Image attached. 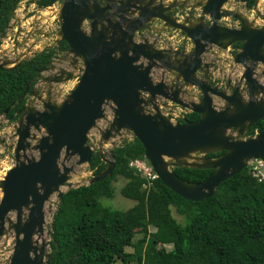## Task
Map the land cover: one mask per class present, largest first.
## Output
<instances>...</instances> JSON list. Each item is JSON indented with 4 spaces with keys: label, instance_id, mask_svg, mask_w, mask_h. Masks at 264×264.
<instances>
[{
    "label": "water",
    "instance_id": "obj_1",
    "mask_svg": "<svg viewBox=\"0 0 264 264\" xmlns=\"http://www.w3.org/2000/svg\"><path fill=\"white\" fill-rule=\"evenodd\" d=\"M228 1L248 0L199 2L194 9L200 13L193 23L188 15L184 22L172 15L176 0L169 5L163 0H61L59 38L54 43L64 40L67 49L42 72L45 89L34 87L29 93L40 107L26 96V106L13 126L16 141L8 145L14 163L0 178V237L7 230L14 233L7 264H48L51 224L46 230L49 240L37 246L33 237L44 232L48 199L55 194L59 201L66 190L80 186L68 182L73 165L66 163L72 157H77L76 165L88 164L98 152L106 163L87 184L111 174L115 162L109 159L110 153L95 150L88 142L89 131L105 118V107L111 112V120L101 132V140L108 142L128 131L143 146L144 157L157 178L186 200L212 196L223 180L246 168L249 161L264 157V130L245 136L264 117V16L263 23L255 26L242 13L224 8ZM258 2L254 1L253 11ZM179 11L184 15L182 9ZM222 18H233L239 26L223 25ZM152 20L182 32L191 48L185 43L177 49L157 48L156 40L145 36L137 39L140 31L152 29ZM21 33L18 26L13 56L0 50V70L17 67L28 57L29 48L19 53ZM32 33L49 35L35 29L28 31L26 39ZM237 43L233 63L242 66L238 80L228 78L212 84L216 61H206L203 56L213 46L227 50ZM64 62L68 65L62 66ZM72 80H76L74 86L57 101L53 85ZM191 87L200 92L196 100L188 91ZM167 101L199 118L172 122L160 108L167 106ZM217 152L221 154L207 156ZM172 167L211 171L203 180L189 182L180 179ZM64 186L66 190H61ZM10 213L15 214L14 220Z\"/></svg>",
    "mask_w": 264,
    "mask_h": 264
},
{
    "label": "trees",
    "instance_id": "obj_2",
    "mask_svg": "<svg viewBox=\"0 0 264 264\" xmlns=\"http://www.w3.org/2000/svg\"><path fill=\"white\" fill-rule=\"evenodd\" d=\"M22 1L0 0V45ZM33 1L39 8L61 2ZM254 1L248 0L246 8L251 9ZM66 49L61 40L25 58L17 67L0 70V119L8 123L17 120L42 72ZM184 117L197 120L199 115L189 112ZM262 130L264 117L245 136ZM109 152L115 165L108 177L68 189L58 201L51 223L48 264H264V182L253 177L248 167L223 180L212 196L190 201L158 178L149 180L129 165L135 159L145 160L143 146L135 137L121 140ZM88 166L95 175L106 163L95 152ZM171 170L189 182L201 181L211 171ZM118 178L125 180L121 195L134 201L125 210L101 201L113 197L112 183ZM172 208L181 216L180 221ZM137 233L141 238L134 241ZM127 247L133 251L128 252Z\"/></svg>",
    "mask_w": 264,
    "mask_h": 264
},
{
    "label": "rangeland",
    "instance_id": "obj_3",
    "mask_svg": "<svg viewBox=\"0 0 264 264\" xmlns=\"http://www.w3.org/2000/svg\"><path fill=\"white\" fill-rule=\"evenodd\" d=\"M195 1L201 2L204 0H188V6H191V8L193 9H194L193 6H195L196 8L197 6L195 5ZM60 4L61 2H56L55 4L48 6L46 8H39L33 0H25L20 2L17 9L14 12V17L10 22V27L7 30L6 36L4 38H1V45H0V50H2L1 52L13 56L12 54V50L14 48L13 39L18 26H20L22 29V33L19 35V39H18L19 53L26 52L27 49L29 48L30 52H28V57H30L35 52L42 50L45 46L55 44L54 41L57 38H59L56 35V33L59 28L57 13ZM224 7L226 9H231L234 12H240L244 16H247L249 19H254L256 17L255 13H253L251 10H248L244 6V3L239 1H228L227 3L224 4ZM259 7L261 8V13H264V0L262 1ZM259 20L260 19H258L257 22H259ZM225 23H227V25L230 26L238 25V21L229 18L225 21ZM35 29H42L44 32H49V35L46 37L43 36L42 34L32 33L30 38L26 39V35L28 31ZM178 32H179L178 30L169 29L167 33L163 35L160 34L161 35L160 39L162 40H159L160 42H157V46L171 48L173 46L172 44L174 43L173 40H176L179 37L177 35ZM32 43L33 45L31 46ZM218 50L219 49H217V47L213 46L212 49L209 52H207V54L204 56V59L206 61H211V60L217 61L216 65L214 66V69L212 70L214 72V77L217 79L218 82H224L228 78L233 79L234 81L238 80L239 72L235 71V69L238 67L236 65H232L230 63V60L228 59L221 60L220 51ZM67 65L68 63L64 62L62 66H67ZM158 74L159 73L156 72L154 76L158 77ZM75 83L76 81L72 80L62 84L53 85L52 92L54 98L57 101H61L62 98L68 93L69 89H71ZM35 87L38 88L40 91L45 89V84L42 82L41 78H39ZM197 90L198 89L195 87H191L188 89L190 95L195 94ZM27 98L31 100V103L37 104L38 102L37 105H39L40 107L39 101L33 99L34 96H30V94H28ZM105 108H106L105 118L98 120L96 122V125L89 131L88 142L96 147L95 150L101 148L103 151H106L107 154H109L110 149L113 147L110 143L111 141H113L115 144H118L122 140L119 137L125 139L127 137H131V135L129 134L128 131L127 132L122 131L121 136H116L110 139L108 142H104L103 140H101V132L104 131V129L109 126V122L111 120V112L108 107ZM14 124L15 122L8 123L7 120L4 118L0 119V140L1 139L3 140V142L0 143V178L4 176L6 170L14 163L13 153L12 151L11 152L8 151V145L16 141V137H14L13 135ZM108 157L109 159H111L110 156ZM76 160L77 157H72L69 160V162L66 163V165H73V171L69 175L68 182L71 183L73 186L87 184L88 179L91 176H93V171L89 168L87 163L76 165L75 164ZM124 183L125 180L122 178H118L117 181L113 182L112 183L114 187L113 197L103 198L101 200L102 203L112 208L122 209V210L132 207L134 201L122 196L120 193V188L123 186ZM62 189L66 190V186L62 187ZM1 195L2 193L0 189V198ZM50 199H52L51 202H49L50 201L49 200L48 201L49 203L45 204V208H44L45 235H46V230L50 227L51 224V214L54 213V211L56 210L55 204L56 202H58L55 194H53ZM26 214H27V210H25L24 219L26 218ZM172 214L176 219H178L179 221L181 220V216L175 211L174 208H172ZM10 217L14 220L15 214L10 213ZM46 237L47 240H49V237L47 235ZM139 238H141V234L137 233L134 237V241L139 240ZM13 244H14V233L12 230H7L4 236L0 237V264H7L9 262L10 255L12 253ZM168 248H170V246H168ZM126 250L128 252H132L133 248L127 247ZM46 251H49V246H46ZM129 264H134V263L132 262Z\"/></svg>",
    "mask_w": 264,
    "mask_h": 264
},
{
    "label": "flooded vegetation",
    "instance_id": "obj_4",
    "mask_svg": "<svg viewBox=\"0 0 264 264\" xmlns=\"http://www.w3.org/2000/svg\"><path fill=\"white\" fill-rule=\"evenodd\" d=\"M164 1V3L166 4V5H169V4H171L174 0H163ZM177 1V8H175V11H173V13H172V15L175 17V19L178 21V22H184L185 21V18H184V16L185 15H188V17H189V20L191 21V22H193V23H195L196 21H197V14L198 13H200V9H198V10H193V12H189V9H191V6H188V0H176ZM260 1V0H259ZM240 2V1H239ZM199 3V1H195V5L197 6V4ZM201 3H205V0L204 1H201ZM227 3V2H226ZM243 3V2H242ZM245 4H246V2L244 3V6H245ZM261 5V2L259 3V6ZM186 6H188V7H186ZM193 6V5H192ZM186 7V8H185ZM194 8H195V6H193ZM198 7V6H197ZM246 7V6H245ZM225 8V7H224ZM180 9H182V11L184 12V15H182L181 13H180ZM231 10V9H230ZM248 10H251V9H248ZM233 11V10H232ZM252 11V10H251ZM260 11V12H259ZM253 12V11H252ZM253 13H255V15H256V17L254 18V19H249L247 16H245L247 19H249V21H251L252 22V24L253 25H255V26H260L262 23H263V20H262V16H264V13H261V9H258V10H256V11H254ZM257 18V19H256ZM228 18H222L221 19V21H220V23L221 24H223V25H226V26H229V27H237V26H239V22H238V25L237 26H230V25H227V23H225V21L227 20ZM229 19H233V18H229ZM258 19H260L259 20V22H257V20ZM235 20V19H234ZM235 21H237V20H235ZM205 23H209V20L208 19H205ZM9 27H10V25H9ZM149 28H152V29H150V30H142V31H140L139 33H138V35H137V39H141V37L142 36H145L149 41H154V40H156V43H155V45L157 46V42H160L159 40H162V39H160L161 38V35H160V33L161 32H163V31H165V30H168L169 31V29H172V28H164L163 26H162V22L161 21H159V20H152L150 23H149ZM154 28H156V29H158V30H154ZM173 30H175V29H173ZM167 31V32H168ZM190 41V40H189ZM183 43H185V42H182V43H173L172 45V47L171 48H173V49H177V48H179L180 46H181V44H183ZM185 45H186V43H185ZM238 46L237 48H235L234 46ZM157 48H167V47H163V46H161V47H158L157 46ZM186 48H187V45H186ZM212 49V48H211ZM210 49V50H211ZM233 49H235V51L233 50ZM239 49V44L237 43V44H234V45H232V46H230V48H228L227 50H222V51H225L226 52V56H224L225 57V59H228V60H230V63L232 64V65H236L238 68H236L235 69V71H238L239 72V76H240V74H241V72H242V66L241 65H237V64H234L233 63V55L236 53V51ZM209 50V51H210ZM229 50V51H228ZM205 56V55H204ZM203 56V57H204ZM224 59V60H225ZM217 62V61H216ZM229 63V64H230ZM232 70H233V68H232ZM214 75V73L212 74V76ZM233 75H234V73H233ZM211 76V82H212V84H221V82H218L217 81V79H213V78H215L214 76L212 77ZM197 92H199V90H197ZM196 92V93H197ZM200 93V92H199ZM192 96V95H191Z\"/></svg>",
    "mask_w": 264,
    "mask_h": 264
},
{
    "label": "built area",
    "instance_id": "obj_5",
    "mask_svg": "<svg viewBox=\"0 0 264 264\" xmlns=\"http://www.w3.org/2000/svg\"><path fill=\"white\" fill-rule=\"evenodd\" d=\"M76 81V80H75ZM200 93L197 92L192 95L193 99H197ZM167 106H160L162 112L169 116L172 122H177L184 118L185 114L189 113L190 111L186 108H182L176 104H173L167 101ZM130 166L136 168L138 172L144 175L147 179L153 180L157 178L156 174L152 170L151 165L149 164L148 160L135 159L129 163ZM247 167L249 168L250 174L257 178L258 181L264 182V160L261 159H254L248 162Z\"/></svg>",
    "mask_w": 264,
    "mask_h": 264
},
{
    "label": "crops",
    "instance_id": "obj_6",
    "mask_svg": "<svg viewBox=\"0 0 264 264\" xmlns=\"http://www.w3.org/2000/svg\"><path fill=\"white\" fill-rule=\"evenodd\" d=\"M167 31H168V30H165V31L161 32L160 34L163 35V34L167 33ZM177 35H178L179 37H178L176 40H173L174 43H182V42H185L186 45H187V48H188V49L191 48L190 41H189V39H187V38L185 37V35H182V34H180L179 32L177 33ZM218 51H220V58H221V60H224V59H225L224 56H226V52H225V51H222V50H218ZM213 73H214V72H213Z\"/></svg>",
    "mask_w": 264,
    "mask_h": 264
},
{
    "label": "bare ground",
    "instance_id": "obj_7",
    "mask_svg": "<svg viewBox=\"0 0 264 264\" xmlns=\"http://www.w3.org/2000/svg\"><path fill=\"white\" fill-rule=\"evenodd\" d=\"M262 1H263V0H260L259 2L262 3ZM259 12H260V11H259ZM1 54H4V53L1 52ZM61 190H63V189L61 188ZM50 198H51V197H50ZM50 198L48 199V201L50 200L49 202H51V200H52V199H50ZM48 201H47L45 204L49 203ZM44 208H45V206H44ZM23 218H24V215H23ZM46 235H47V234H46ZM46 235L44 234V232L41 233V234H38V233H37V234L34 235L33 240L36 242V245H37V246H40L42 243H44V242L47 241V237H46Z\"/></svg>",
    "mask_w": 264,
    "mask_h": 264
},
{
    "label": "clouds",
    "instance_id": "obj_8",
    "mask_svg": "<svg viewBox=\"0 0 264 264\" xmlns=\"http://www.w3.org/2000/svg\"><path fill=\"white\" fill-rule=\"evenodd\" d=\"M24 1H25V0H24ZM259 3H260V2H258V3H257V6H256V9H257V10H258V9H261V8L259 7ZM54 4H55V3H54ZM251 10L253 11L252 8H251ZM253 12H254V11H253ZM179 33H180V32H179ZM191 95H193V94H191ZM167 103H168V102H167Z\"/></svg>",
    "mask_w": 264,
    "mask_h": 264
}]
</instances>
